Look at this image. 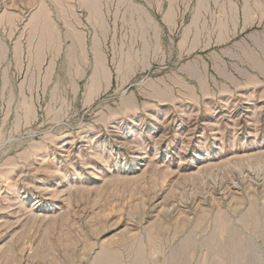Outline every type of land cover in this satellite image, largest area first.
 <instances>
[{
  "label": "rangeland",
  "instance_id": "1",
  "mask_svg": "<svg viewBox=\"0 0 264 264\" xmlns=\"http://www.w3.org/2000/svg\"><path fill=\"white\" fill-rule=\"evenodd\" d=\"M0 264H264V0H0Z\"/></svg>",
  "mask_w": 264,
  "mask_h": 264
}]
</instances>
